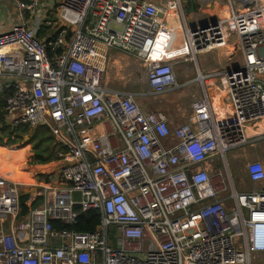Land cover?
I'll list each match as a JSON object with an SVG mask.
<instances>
[{"label":"built area","instance_id":"obj_1","mask_svg":"<svg viewBox=\"0 0 264 264\" xmlns=\"http://www.w3.org/2000/svg\"><path fill=\"white\" fill-rule=\"evenodd\" d=\"M183 2L0 0V141L45 128L57 147L42 181L0 145V264H264V162L245 166L252 191L237 192L229 174L233 209L214 165L248 144V127L264 138V5L229 3L227 17L192 31ZM231 39L243 63L214 77L232 120L216 121L202 96L172 127L104 81L112 54H125L147 69L149 95L165 94L179 86V62ZM25 187L28 206L42 201L27 214ZM89 211L101 214L94 232L55 228Z\"/></svg>","mask_w":264,"mask_h":264},{"label":"rangeland","instance_id":"obj_2","mask_svg":"<svg viewBox=\"0 0 264 264\" xmlns=\"http://www.w3.org/2000/svg\"><path fill=\"white\" fill-rule=\"evenodd\" d=\"M186 1V5L188 6L189 1H194L195 3V13L191 16V19L193 22H203L204 20H217L222 17L223 11L228 6V0H217L216 2V11L213 12L210 11L206 6L202 7L198 4V0H184ZM254 1V0H252ZM258 3L264 5V0H257ZM187 6L184 7V11L187 14ZM213 15V16H212ZM15 17V14L14 16ZM193 23V24H195ZM239 55H235L233 59L236 60V65L241 63L242 55L240 53H237ZM199 61H201V56L199 57ZM180 65L183 67H188L187 69V79L188 80H194L195 78L199 77L198 69L196 67V64L194 62L190 63H184L179 62ZM178 65V73L176 71L177 81L178 85H182L183 82L186 80L184 77V74L182 72V69ZM201 70L204 72L203 67H201ZM104 81L106 82L107 88L112 91H119V92H128V93H134L137 95V101L138 103L144 107L146 110L149 111H156L160 110L164 112L167 116H169L175 123H177L181 118H189L191 117V107L190 104L193 102L195 91H189L187 88H179L177 90H174L172 92H167L165 94H153L149 95V86H148V73L147 69L143 65L142 62L138 61L134 57H129L127 55H113L109 65L107 67L106 73L104 75ZM208 83V81H207ZM197 86L199 88H202V85L200 81H196L191 86ZM190 119V118H189ZM189 121V120H188ZM38 130L41 128H37ZM45 129V128H43ZM35 132L36 130H28L27 128L23 127L18 132L12 136L10 134V131H6L5 133V139L6 143H16L12 144L15 149L13 154H15V151H21L24 150L23 158H21V161H25L24 164L27 166L29 171L34 172V177H37V171L38 169H35V143L39 142V139L35 138ZM48 136L49 133H48ZM9 137V141H8ZM40 139L42 137H39ZM6 143H2L0 141V145L7 147ZM1 146V147H2ZM232 152L227 153V161H228V168L229 172L231 174V178L234 182V186L237 192H245L244 190L247 189L245 185L247 184V173L245 171V166L248 161L252 162V158H248L245 160H237L236 163L233 162L231 157ZM19 160V161H20ZM19 161H15V164H17ZM225 162L222 158L221 165L219 168L223 170L225 173L226 179H227V186L228 190L226 191V195H229L231 193V185L229 182V178L225 169ZM23 179L29 178L28 175H25L22 177ZM247 186V185H246ZM32 189H28L25 187V190L30 191L31 194H34V191ZM255 264H262L261 258L257 259V262Z\"/></svg>","mask_w":264,"mask_h":264},{"label":"crops","instance_id":"obj_3","mask_svg":"<svg viewBox=\"0 0 264 264\" xmlns=\"http://www.w3.org/2000/svg\"><path fill=\"white\" fill-rule=\"evenodd\" d=\"M235 1H237L236 2L237 4H238V2L239 3L242 2V0H239V1L235 0ZM216 2H217V0H215V2H214V0H210L207 2L205 0H198V4L201 5L202 7L206 6L208 9H210V11H212V14L217 9L216 8ZM185 3H186V1H184L183 4L185 6H187ZM187 8H190V6H187ZM193 13H195V11L190 12L189 14L185 13L187 23L192 21L191 16L193 15ZM211 21H213V20L209 19V20H206V21L204 20L203 22H197V23L192 21V23H195V25H200V24H203L205 22L208 23ZM172 22L175 26H177V25L179 26V24L176 22V19H173ZM181 29H184V27L181 26L179 31H181ZM183 42H184V39L180 38V36H179V44L181 45V44H183ZM234 43H235V41L233 39H231L229 44L225 48H221L219 50L211 51L208 53H202V54H199L198 56H196V58L194 59L193 62L196 64L199 75L202 74L205 76V78L203 80H198V78H195L194 80H188L187 79L188 67H183L182 65L179 64L186 80L183 82V84L181 86L179 85L174 90H177L181 87V88H187L189 91H195V95L193 96L194 97L193 101L198 97H202V96L207 97L211 103L213 117L218 122L228 121V120H232L234 118L233 106H232L230 100L225 96V94L221 90V88L219 86L218 78L214 77L219 72L225 71L228 68H230V69L235 68V67H237L243 63V60H244L243 53L237 47L234 46ZM237 53H240L242 55L241 63L238 65H236V60L233 59V57L235 55H239ZM118 54H120V53H114V54H112V56L118 55ZM122 55H125V54H122ZM112 56H111V58H112ZM200 56H201V61H199ZM111 58H110V60H111ZM188 63H190V62H188ZM186 65H187V63H186ZM178 67L176 68L177 73L179 70ZM201 67H203L204 72L201 70ZM196 81H200L202 88H199L195 85L191 86ZM207 81H208V83H207ZM174 90H172V91H174ZM172 91H169V92H172ZM189 108H190V106H189ZM147 111H149V110H147ZM156 111H160V110H156ZM190 112H191V110H190ZM167 117L169 118V122H170L172 127L182 126L183 124L187 123L189 118H190L189 117L187 119L185 117L184 118L182 117L181 120H179L177 123H175L169 116H167ZM97 130L101 131L102 127H98ZM260 133H261V129H255L254 127H248V129H247V136L249 138L248 144L228 152V153L232 152L231 157H232L233 162L236 163L237 160L248 161V160H246L248 158H252V160H254V161L264 162V138L259 136ZM170 142L171 143L175 142V139L171 138ZM6 144H7V147H11L14 151L15 147L12 144H16V143H6ZM226 155L227 154L222 156L221 159L222 158L224 159L226 172H227V175L229 176L230 172H229V168H228V161H227ZM10 157H9V159H13V160L15 158L13 154H11ZM248 162H250V161H248ZM55 165H56V163H53V162H50L47 164H35V167H36L35 169H38L37 178L39 180H42V181H47L48 178L52 176L51 173L56 171L54 169ZM214 165L219 167L221 165V162L218 161ZM246 185H245V187H247V189L244 190L245 192L246 191H252L253 189H255L257 187L253 183L250 182L248 177H247V184ZM228 197H229V195H226V193L222 194V199L226 202L227 207L230 209H233V207L235 206V203L232 199H229Z\"/></svg>","mask_w":264,"mask_h":264},{"label":"trees","instance_id":"obj_4","mask_svg":"<svg viewBox=\"0 0 264 264\" xmlns=\"http://www.w3.org/2000/svg\"><path fill=\"white\" fill-rule=\"evenodd\" d=\"M35 132V138L39 139L38 143H35V164H47L54 160L55 158V151L57 147L54 144V140L52 136L50 135L49 131L46 129H34ZM48 133L50 136H48ZM39 137H42L41 139ZM21 151H15V154L11 151V153L14 155V160L19 161L21 158H23V152ZM21 161V160H20ZM25 175V174H20ZM31 196L30 195H22L21 196V206L23 209V214H27L29 209L39 207L42 203L41 199H36L31 206H28V202L30 201ZM101 220V214L99 211H89L85 213H80L79 217L77 219V223L75 225L71 226H63L62 224H59L57 222L54 223L55 228L58 230L61 229H68V230H74L77 232L82 233H91L94 232L97 227L100 224Z\"/></svg>","mask_w":264,"mask_h":264},{"label":"water","instance_id":"obj_5","mask_svg":"<svg viewBox=\"0 0 264 264\" xmlns=\"http://www.w3.org/2000/svg\"><path fill=\"white\" fill-rule=\"evenodd\" d=\"M239 1V0H238ZM214 2H215V0H214ZM232 2H234V3H236L237 1H235V0H228V5H229V3L231 4ZM195 11V4H194V2L192 1V2H190V8L187 10V13L189 14L190 12H194ZM229 12H230V9H229V7L227 6V8L225 9V11L223 12V17H227L228 15H229ZM215 20H213V22H214ZM215 23V22H214ZM188 25L189 26H191L190 28H192V31H194L195 30V24H193L192 23V21H190V22H188ZM200 27H202V28H205V27H207V22H205V23H203V24H200ZM236 68L237 67H235V68H228V69H226L225 71L227 72V73H230L232 70H236ZM31 193L30 192H28V191H24V195H30Z\"/></svg>","mask_w":264,"mask_h":264},{"label":"bare ground","instance_id":"obj_6","mask_svg":"<svg viewBox=\"0 0 264 264\" xmlns=\"http://www.w3.org/2000/svg\"><path fill=\"white\" fill-rule=\"evenodd\" d=\"M222 16H223V14H222ZM9 155L11 156V154H9ZM10 158H11V157H10ZM8 160H9V161H7L8 164H11L12 162H15V160H13V159H9V157H8Z\"/></svg>","mask_w":264,"mask_h":264},{"label":"flooded vegetation","instance_id":"obj_7","mask_svg":"<svg viewBox=\"0 0 264 264\" xmlns=\"http://www.w3.org/2000/svg\"><path fill=\"white\" fill-rule=\"evenodd\" d=\"M190 2H192V1H189L188 6H190Z\"/></svg>","mask_w":264,"mask_h":264}]
</instances>
